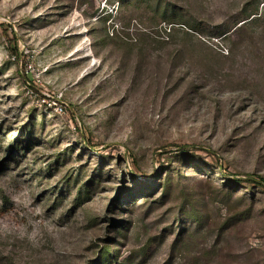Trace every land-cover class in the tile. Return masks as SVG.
Here are the masks:
<instances>
[{
	"label": "rangeland",
	"instance_id": "rangeland-1",
	"mask_svg": "<svg viewBox=\"0 0 264 264\" xmlns=\"http://www.w3.org/2000/svg\"><path fill=\"white\" fill-rule=\"evenodd\" d=\"M261 178L264 0H0V264H264Z\"/></svg>",
	"mask_w": 264,
	"mask_h": 264
},
{
	"label": "trees",
	"instance_id": "trees-1",
	"mask_svg": "<svg viewBox=\"0 0 264 264\" xmlns=\"http://www.w3.org/2000/svg\"><path fill=\"white\" fill-rule=\"evenodd\" d=\"M260 180H261V181H260V185L264 188V179L261 178Z\"/></svg>",
	"mask_w": 264,
	"mask_h": 264
},
{
	"label": "built area",
	"instance_id": "built-area-1",
	"mask_svg": "<svg viewBox=\"0 0 264 264\" xmlns=\"http://www.w3.org/2000/svg\"><path fill=\"white\" fill-rule=\"evenodd\" d=\"M59 111H60V112H62V108H61V109H59Z\"/></svg>",
	"mask_w": 264,
	"mask_h": 264
}]
</instances>
